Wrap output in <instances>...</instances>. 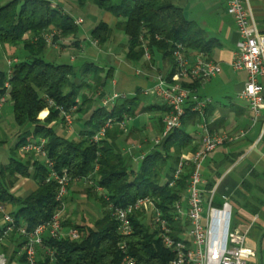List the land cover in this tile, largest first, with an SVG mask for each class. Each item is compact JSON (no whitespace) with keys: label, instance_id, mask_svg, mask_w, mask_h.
<instances>
[{"label":"trees","instance_id":"trees-1","mask_svg":"<svg viewBox=\"0 0 264 264\" xmlns=\"http://www.w3.org/2000/svg\"><path fill=\"white\" fill-rule=\"evenodd\" d=\"M94 2L118 21L115 26L100 22L91 33L92 39L99 45H105L116 31L123 32L128 38L126 58L129 62L144 60V45L148 46L153 57L155 53H161L173 69L175 42L183 43L190 54L206 55L211 50V41L206 33L172 0H123L120 4H114L113 0ZM54 31V40L59 42L77 36L79 25L71 15L49 0H11L5 3L0 0V42L25 50L23 59L12 67L9 80V100L14 107L15 122L24 131L22 129L18 135L10 162L0 164V204L11 207L17 223L26 225L29 230L51 219L61 209V203L56 200L58 183L47 181L50 171L45 163L34 155L26 157L24 154L27 160L20 157L24 145L45 138L48 140V155L56 162L57 171L61 173L66 169L72 183L90 176L99 166L93 178L115 205L127 207L139 198L152 197L170 221L174 237L182 239L189 222L185 217L176 218V204H187L194 165L186 166L177 179L174 174L182 154L196 152L200 147L185 126V120L195 113H188L182 127L172 132L159 146L155 145V149L135 169L133 157L121 149L119 140L124 132L119 125L108 129L106 137L99 143L93 141V136L111 118L122 121L125 117L137 116L140 90L134 98H120L111 110L103 107L104 94L98 96L99 87H106L114 77L113 69L106 71L95 63H88L79 72L72 64L47 61L45 53L48 46L43 35ZM89 76L92 80H88ZM7 80L8 71L0 72V97L6 93ZM200 84L195 81L186 83V86L198 89ZM50 100L56 104L54 107H50ZM74 106L78 107L77 114L87 119L86 131L79 139L67 138L53 125L59 120L63 122L61 109L70 110ZM165 109L167 112L168 107ZM161 123L164 131L163 119ZM28 126L31 128L26 130ZM21 178H32L39 184L38 190L27 198L16 196L11 191ZM93 189L95 187L91 186V194ZM99 200L104 207V217L93 225L72 223L66 219L64 226L78 229L80 237H46L45 247L53 249L55 257L44 256L39 264H124L127 255L135 258L137 264H170L175 258V253L165 245L151 214L136 213L131 219L133 233L124 236L118 231L109 203L102 195H99ZM149 216L151 221L148 222ZM124 244L126 251L122 248Z\"/></svg>","mask_w":264,"mask_h":264},{"label":"crops","instance_id":"crops-1","mask_svg":"<svg viewBox=\"0 0 264 264\" xmlns=\"http://www.w3.org/2000/svg\"><path fill=\"white\" fill-rule=\"evenodd\" d=\"M1 1L5 3L11 0ZM49 1L57 4L65 13L71 16L75 11V5L73 4L75 0ZM89 1L98 6L94 0ZM122 1L113 0L114 4H120ZM172 1L183 8L188 19L206 33L208 40L211 41V50L206 56L210 60L219 63L222 67L221 74L199 85L198 93L203 98L208 99L210 104L206 109L205 115L195 114L185 120L186 131L194 137L198 145L201 144V124L204 121L209 123L211 131L220 133L247 132L244 137L228 142L211 153L202 171L204 195L206 198L209 197V192L217 188V204L222 202L223 196L229 197L234 210L236 209L237 211V225L234 229L243 233L247 232L245 246L252 249L255 253V256L248 260V264H264V111L255 122L254 113L249 104L237 98L238 93L245 87L248 73L244 70L237 71L232 67L234 53L240 36L234 18L228 12L230 0ZM241 1L251 11L260 31L264 33V0ZM78 2L79 6H84L87 0H78ZM100 9L103 10L102 8ZM80 19L83 20L82 24H84V19ZM102 21L115 26L118 19L105 11ZM99 23L96 22L93 29ZM91 33L86 35L84 41L78 35L61 39L57 44L63 48H53V50H59L64 54L68 50L71 51L73 49L75 55L71 57V62L62 64L75 63L80 57L82 63L79 66L74 65L79 72L88 63H95L99 67L105 68L106 71L113 69L114 77L108 82L106 87H99L98 96L104 94V97H106L114 92H119L125 95L124 98H134L137 96L138 90H140L141 98L137 110L138 114L135 117H131L133 121L129 120L126 122L125 130L120 127L124 135L119 140L122 151L131 155L133 162L139 164L141 160H138V157L141 155L147 156L155 149L154 142L152 145L149 137L145 136L144 133L149 131V129L159 135L162 133L163 125L161 119H164L166 115L165 107H167L159 96L155 94L145 95L143 91L155 84L156 77L160 72L171 75L173 67L170 61L164 59L161 53H155L152 62H148L145 59L140 63L129 62L126 58L128 51L127 36L126 41L122 43L120 38L110 40L108 43L112 45L110 44L109 49L112 50L108 51L106 50L108 43L99 45L97 41L92 39ZM120 33L124 34L121 31ZM11 48V46L2 45L0 42V72L9 71V59L18 58L17 56L9 57V53H12L10 52ZM197 54L198 52H191L193 57ZM2 57L6 60H2ZM18 59L21 60L20 58ZM88 80H92V76H89ZM116 104H118V101ZM4 110L5 107L0 119V125L5 122ZM142 115L148 117L150 122L143 121ZM86 120L77 119L83 124L86 123ZM74 124L76 125V123ZM75 125L73 130L70 131L63 122H59L55 125V129L69 139H79L82 136V132L86 131V129L77 131ZM26 128L28 130L31 126ZM22 129V127L18 126V132H14L15 138H18ZM133 145L137 146V148L132 155L127 150ZM13 148L10 150V159L13 155ZM1 152L6 154L7 149L1 150ZM187 153L192 152L188 151ZM21 156L23 155L21 154ZM134 163L133 166L136 169ZM137 168H139V165H137ZM78 181L83 182L82 179ZM74 182L71 185L72 190L74 186L80 190L78 192H75V190L70 191L66 201V219L72 223L93 225L97 220L104 217V207L99 200V193L93 189L94 193L91 194V185L89 183L73 185ZM38 188L39 184L34 179L21 178L11 191L16 196L27 198L37 191ZM72 192H75L74 196L71 195ZM78 197L86 198L87 204L85 203V206L89 209L87 212L83 210L82 202L77 199ZM92 199L94 201L91 202ZM93 202H100L101 207ZM183 205L187 206L184 203ZM3 226L4 221L0 211V230H2ZM22 244L23 238L17 233L12 234L0 244V253H6L10 256L9 264H26L25 258L21 254Z\"/></svg>","mask_w":264,"mask_h":264},{"label":"built area","instance_id":"built-area-1","mask_svg":"<svg viewBox=\"0 0 264 264\" xmlns=\"http://www.w3.org/2000/svg\"><path fill=\"white\" fill-rule=\"evenodd\" d=\"M228 12L233 16L237 30L240 36L237 43V49L234 53L232 67L237 70H244L248 73V79L244 89L238 93L237 98L246 101L254 113L256 122L264 111V33L260 31L252 13L247 9L241 0H230L228 3ZM82 19L76 20V24L81 25ZM56 31L45 33L43 35L47 46L57 47L55 42ZM144 59L148 62L153 61V55L147 45H144ZM174 69L172 75H166L160 72L155 84L144 89L143 94H155L159 96L168 111L164 116V131L159 138L155 140V145L159 146L169 135L180 129L183 125V119L188 113L205 115L210 101L203 98L198 89L186 86V83L199 81L206 83L217 77L222 72L219 63L207 58L203 53L192 56L188 53L187 47L181 42H175L173 47ZM19 62V59H13L8 62L10 67L8 71V80L5 83L6 93L0 97V119L3 109L10 99L12 76V67ZM124 94L114 92L102 99V106L111 110L115 103ZM56 104L50 100V107ZM78 107L74 106L70 110L61 109V118L66 127L71 131L75 123V114ZM132 120L131 117H125L118 121L111 118L93 136V141H99L106 137L108 129L119 125L126 129V122ZM202 138L199 149L192 153H183L178 164L174 177H180L184 168L190 164L194 165L191 175L190 185L187 192V206L181 202L176 204L178 218L185 217L189 222L182 239H176L173 235L174 229L170 221L164 217L162 211L157 207L154 199L150 196L139 198L135 203L120 207L115 205L110 197L104 192V188L99 186L94 175L99 166L96 167L93 174L82 180L95 187V190L104 196L109 203V210L118 223V231L124 236L131 235L134 231L132 217L138 212H144L153 216V221L160 231V235L165 245L175 253V258L170 264H248V260L255 256L252 249L245 246L247 232H241L232 228L234 208L227 196L222 197L220 204L216 203L217 188L209 192V197H205V191L202 188L203 167L211 153L218 147L238 140L244 137L247 132L239 131L236 133L211 131L209 123L204 121L201 124ZM48 140L43 138L38 142H30L21 148V152L26 155H34L36 159L42 160L49 169L47 181L55 180L58 183V192L56 200L61 203V209L49 220L40 224L36 228L29 230L27 226L19 225L12 214L11 207L0 204V211L3 216L4 226L0 244L8 239L12 234L17 233L23 238L21 254L25 258L26 264H39L44 256L51 259L55 257V251L45 247V238L61 239L70 237L78 239L80 232L76 228H66V200L70 194L72 178L65 169L59 173L56 169V162L51 159L46 149ZM137 146L133 145L127 150L133 155ZM145 155L138 157L143 160ZM207 204V210L205 205ZM124 251L126 245L122 246ZM10 256L6 253H0V264H9ZM124 264H137L135 258L126 256Z\"/></svg>","mask_w":264,"mask_h":264},{"label":"rangeland","instance_id":"rangeland-1","mask_svg":"<svg viewBox=\"0 0 264 264\" xmlns=\"http://www.w3.org/2000/svg\"><path fill=\"white\" fill-rule=\"evenodd\" d=\"M75 1L73 3L75 5V7H74L75 11H74L72 17L75 20H79L80 18L84 19L85 23L79 26V33H78L79 38H81L82 41H84L86 39V35L90 34L91 31L93 30V27L96 24V22H101V20L104 18L105 11L101 10L98 6L94 5L92 3V1H89V0H87V2H85L84 6H79L78 5V3H79L78 0H75ZM117 1H119V0H117ZM114 38L115 39H117V38L119 39L120 38L121 43L126 41V36L124 34L120 33L119 30L114 33V35H113L111 40H113ZM110 44L111 43H108V45L106 46V50H108V51L112 50V49H109ZM113 46H112V48H113ZM48 48H52V49H48ZM53 48L54 49H59V48H63V47H60L59 44H57V47H54V46H48L47 47L48 51H47V53H45V57H46V60L49 61V62H54L56 64H62V63H65V62L69 63V62H71L70 61L71 57L73 55H75L73 53V51H74L73 49L71 51L68 50L67 53L63 54L59 50H53ZM115 48H117V46H115ZM11 49L12 50H10V52H12V53H9V57L17 56L18 58L23 59V57L25 56V50H24L23 47H12ZM59 53H61V54H59ZM18 58H11V59L8 60V62L13 60V59H18ZM75 58H77V57H75ZM2 60H6V59H4V57H2ZM81 61H82V59L79 57L78 60H76L75 63H72V64L75 65V66H79V64L82 63ZM99 90H100V88H99ZM84 93H88V91L84 90ZM137 114H138V111H137ZM4 115H5V122H4L3 125H0V164H7L10 161V150H11V148H13L16 145V143L18 141V138L14 137V132L15 131L18 132V126H17V124L15 122L14 108H13V104H12V102L10 100H8V102L5 105ZM83 118L84 117L82 115L77 114V113L75 114V123H76V125L75 124L74 125H75L77 131L83 130L85 128V126H84L85 124H83L82 122L77 121V119H82L83 120ZM142 120L143 121L146 120V121L150 122L148 117H145L143 115H142ZM131 121H133V120H131ZM59 122H62V121L59 120L58 122L53 123V125L54 124L56 125ZM144 135L149 137L152 145H153V142L155 144V140L158 137L161 136V134L159 135L157 132H154L151 129H149V131L144 133ZM122 144H123V142H122ZM4 149H7V153L6 154L1 152V150H4ZM22 155L23 156L20 155V157H22L25 160H27L26 157H28L29 155H26V157H25L24 153H22ZM136 164L137 165H139V164L138 163H134L135 167L137 168ZM79 183L82 184V185H85L84 181L83 182H79L78 180H76L73 185H76V184H79ZM74 190H75V192H78L80 189H77L74 186L73 190H72V186H70V191H74ZM75 192H72L71 195L74 196ZM99 195H101V194L99 193ZM77 199L80 202H82V205H83L82 208H83V210L85 212H87L89 209L85 206V203H86L85 199L86 198L78 197ZM92 201H94V200L92 199L91 202ZM93 203H97V202H93ZM100 204H101L100 202L97 203V205H99V207H101ZM207 208L208 207H207V204H206L205 205V210H207ZM150 216H149V219H147L148 222L151 221ZM236 217H237V211L235 209L234 210V216H233V222H232V228H235L236 225H237Z\"/></svg>","mask_w":264,"mask_h":264}]
</instances>
